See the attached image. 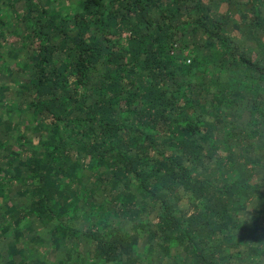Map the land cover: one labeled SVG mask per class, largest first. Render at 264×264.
<instances>
[{
	"label": "trees",
	"instance_id": "1",
	"mask_svg": "<svg viewBox=\"0 0 264 264\" xmlns=\"http://www.w3.org/2000/svg\"><path fill=\"white\" fill-rule=\"evenodd\" d=\"M219 1L0 0V264H264V0Z\"/></svg>",
	"mask_w": 264,
	"mask_h": 264
},
{
	"label": "rangeland",
	"instance_id": "2",
	"mask_svg": "<svg viewBox=\"0 0 264 264\" xmlns=\"http://www.w3.org/2000/svg\"><path fill=\"white\" fill-rule=\"evenodd\" d=\"M240 1V0H239ZM218 2H220L219 0H216V3H218ZM237 2H238V0H237ZM56 7V6H55ZM41 252H42V254H43V256H44V258L47 260V261H51V262H53L54 260H55V256H53L52 254L51 255H47L46 254V252H45V250L44 249H41ZM57 261V260H56Z\"/></svg>",
	"mask_w": 264,
	"mask_h": 264
}]
</instances>
